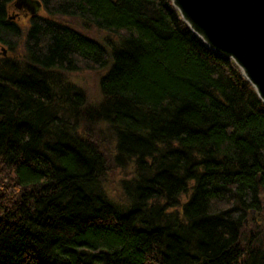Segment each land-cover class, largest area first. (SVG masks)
I'll list each match as a JSON object with an SVG mask.
<instances>
[{"label":"trees","instance_id":"trees-1","mask_svg":"<svg viewBox=\"0 0 264 264\" xmlns=\"http://www.w3.org/2000/svg\"><path fill=\"white\" fill-rule=\"evenodd\" d=\"M15 1L0 0V43L25 47L0 58V264H264V220L244 225L264 210V102L234 63L169 0H40L26 32ZM86 69L104 71L98 108L62 78ZM103 130L137 165L124 203L101 187Z\"/></svg>","mask_w":264,"mask_h":264},{"label":"water","instance_id":"water-1","mask_svg":"<svg viewBox=\"0 0 264 264\" xmlns=\"http://www.w3.org/2000/svg\"><path fill=\"white\" fill-rule=\"evenodd\" d=\"M182 22L224 60L232 61L264 102V0H169ZM14 9L36 16L40 0H16ZM12 19L14 18L11 17ZM0 55L7 48L0 43Z\"/></svg>","mask_w":264,"mask_h":264},{"label":"rangeland","instance_id":"rangeland-1","mask_svg":"<svg viewBox=\"0 0 264 264\" xmlns=\"http://www.w3.org/2000/svg\"><path fill=\"white\" fill-rule=\"evenodd\" d=\"M18 10L12 9L10 11V19L18 22L20 25L24 27V32L27 31V28H29L28 20L30 19V15L26 16L23 14H16ZM41 12V11H40ZM39 12V13H40ZM41 14H44L43 11ZM14 18L12 19L11 17ZM60 21L63 23L74 27L83 33H87L90 35L91 38L93 39H99L101 41L110 39L114 41L116 39L115 36L108 32L104 31H99L96 27L86 25L83 23L80 19L76 17H64L62 16L59 18ZM24 37H26L25 33L23 34ZM23 39L18 42V48L17 50L11 51L9 48H7V56L3 57L0 55V58L3 59H15L16 60H21V58L25 54V47L23 44ZM1 52V48H0ZM104 74L103 70H79L75 72H66L62 76L63 81H67L70 85L79 88L83 93L84 97L87 101L88 107L92 108H98V106L104 101V98L102 96V91L100 88V81L102 79V75ZM92 121V120H91ZM93 122V121H92ZM89 123V122H88ZM99 126L104 127V124H101ZM111 127H109L110 129ZM112 129V128H111ZM96 131V130H95ZM94 131V132H95ZM102 132L105 133L107 136L104 138V141L101 139V133L95 132V136L99 138V141H97L101 145V150H103V154L106 156V164H107V174L105 175V179H103V182L101 183V187L105 189V192L107 193V196L110 197L112 200L115 202L117 201L118 203H124L126 198L124 197V182L132 181L136 177V172H137V165L136 163L133 162H123V165H120L117 163V160L114 158L115 157V142L111 138L113 133L111 131V134L109 135V131L103 130ZM188 195L184 194L182 195V202L183 204L184 201H186ZM181 210V207L179 208ZM263 213V214H262ZM262 213H258L257 215L255 213H252V215H249L245 222L244 225H246V228H255L258 224V222H261L264 220V210Z\"/></svg>","mask_w":264,"mask_h":264},{"label":"flooded vegetation","instance_id":"flooded-vegetation-1","mask_svg":"<svg viewBox=\"0 0 264 264\" xmlns=\"http://www.w3.org/2000/svg\"><path fill=\"white\" fill-rule=\"evenodd\" d=\"M17 14H23V15H26L24 11H21V12H19V13H17Z\"/></svg>","mask_w":264,"mask_h":264},{"label":"bare ground","instance_id":"bare-ground-1","mask_svg":"<svg viewBox=\"0 0 264 264\" xmlns=\"http://www.w3.org/2000/svg\"><path fill=\"white\" fill-rule=\"evenodd\" d=\"M19 13L18 11L16 12V14Z\"/></svg>","mask_w":264,"mask_h":264}]
</instances>
